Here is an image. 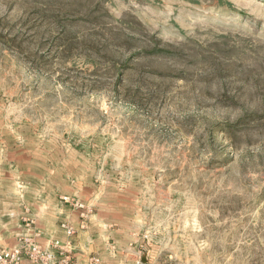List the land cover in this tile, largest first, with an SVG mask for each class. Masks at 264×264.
<instances>
[{"label": "rangeland", "instance_id": "1", "mask_svg": "<svg viewBox=\"0 0 264 264\" xmlns=\"http://www.w3.org/2000/svg\"><path fill=\"white\" fill-rule=\"evenodd\" d=\"M4 169L118 264H264V0H0Z\"/></svg>", "mask_w": 264, "mask_h": 264}, {"label": "crops", "instance_id": "2", "mask_svg": "<svg viewBox=\"0 0 264 264\" xmlns=\"http://www.w3.org/2000/svg\"><path fill=\"white\" fill-rule=\"evenodd\" d=\"M11 175H14L13 184H17L16 186L11 187V181H8L7 185L0 182V247L17 245L27 247L30 241L42 249L53 248V252L58 254L56 259L58 264H63L61 254H73L72 262L67 264H89L91 254H99L103 264H118L121 259L118 254H123L126 247L128 250L126 246L128 242L110 236L113 235L108 234L111 226L107 229L106 222L95 216L89 205L67 195L61 197L64 201L61 205L50 203L44 205L43 210H39L42 206L39 205L38 189L28 193L26 173L20 170L14 172L0 170V178L11 179ZM76 200L85 203L91 209L86 230L78 227L85 209L78 208L74 204ZM64 224L76 226V233L68 236ZM54 241L62 242L63 247H51Z\"/></svg>", "mask_w": 264, "mask_h": 264}, {"label": "built area", "instance_id": "3", "mask_svg": "<svg viewBox=\"0 0 264 264\" xmlns=\"http://www.w3.org/2000/svg\"><path fill=\"white\" fill-rule=\"evenodd\" d=\"M74 204L78 208L85 209L81 214L82 220L80 225L81 228H84L87 225L88 213L91 212V209L79 200H76ZM64 226L68 236H73L77 231L76 226L72 224H64ZM60 246L63 247L60 241H56L53 244L54 248ZM25 252L29 254H25ZM61 255H63V264L72 262L73 254ZM57 256L58 254H55L53 249H42L30 241L27 247L20 245L14 247H0V264H58L56 262ZM89 264H103L101 256H99V254H91L89 257Z\"/></svg>", "mask_w": 264, "mask_h": 264}]
</instances>
